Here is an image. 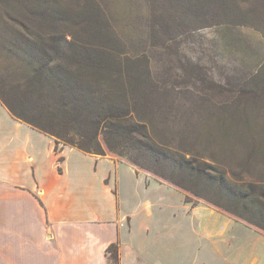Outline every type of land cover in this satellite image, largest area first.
Masks as SVG:
<instances>
[{
    "label": "trees",
    "instance_id": "trees-1",
    "mask_svg": "<svg viewBox=\"0 0 264 264\" xmlns=\"http://www.w3.org/2000/svg\"><path fill=\"white\" fill-rule=\"evenodd\" d=\"M77 10L56 1L0 0V101L12 116L52 136L56 151L69 146L117 157L176 187L186 202L206 203L264 232V178L250 172H264V81L240 77L226 94L207 84L201 98L210 91V99L223 94V101L211 100L202 138L190 149L161 142L148 116L150 96L190 87L173 85L180 76L171 67L160 76L134 70L118 52L88 41L81 30L100 19L88 5ZM183 70L188 81L205 84L198 69ZM239 153L236 164L225 165ZM106 252L119 264L117 244Z\"/></svg>",
    "mask_w": 264,
    "mask_h": 264
},
{
    "label": "crops",
    "instance_id": "crops-1",
    "mask_svg": "<svg viewBox=\"0 0 264 264\" xmlns=\"http://www.w3.org/2000/svg\"><path fill=\"white\" fill-rule=\"evenodd\" d=\"M111 244L119 264H264V232L114 156L56 151L0 101V264H112Z\"/></svg>",
    "mask_w": 264,
    "mask_h": 264
},
{
    "label": "rangeland",
    "instance_id": "rangeland-1",
    "mask_svg": "<svg viewBox=\"0 0 264 264\" xmlns=\"http://www.w3.org/2000/svg\"><path fill=\"white\" fill-rule=\"evenodd\" d=\"M44 1H56L75 11L88 5L100 19L92 30H81L88 41L118 52L123 64L134 70L144 72L148 68L151 74L160 76L171 67L180 76L172 80L173 85L190 87V92L150 96L154 106L148 116L154 125L153 136L158 135L161 142L190 149L198 136L202 138L211 116V102L223 101V94L210 99V91L201 98L207 84L219 86L217 90L226 94L240 77L264 81V0ZM192 67L206 75L205 84L183 76V68ZM150 83L145 80L146 87ZM191 116L196 122L193 133L187 128ZM202 147L206 148L205 144ZM232 157H224L225 165L233 161L236 164L240 153L235 160ZM237 169L235 173L239 174V166ZM139 171L154 178L144 169ZM250 172L264 178L263 171Z\"/></svg>",
    "mask_w": 264,
    "mask_h": 264
}]
</instances>
